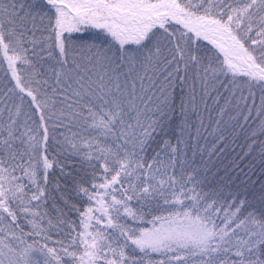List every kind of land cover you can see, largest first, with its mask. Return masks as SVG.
Instances as JSON below:
<instances>
[{"label": "snow or ice", "instance_id": "snow-or-ice-1", "mask_svg": "<svg viewBox=\"0 0 264 264\" xmlns=\"http://www.w3.org/2000/svg\"><path fill=\"white\" fill-rule=\"evenodd\" d=\"M5 62L0 264H264V182L181 148L207 99L264 136V0H0Z\"/></svg>", "mask_w": 264, "mask_h": 264}, {"label": "trees", "instance_id": "trees-1", "mask_svg": "<svg viewBox=\"0 0 264 264\" xmlns=\"http://www.w3.org/2000/svg\"><path fill=\"white\" fill-rule=\"evenodd\" d=\"M0 65L4 68L6 65L7 68L6 62ZM207 104V111L204 105L200 104L203 126H200V120L193 116L190 121L191 127L185 132L186 143L182 144L181 148L187 153L188 161L192 167L200 169L202 177L206 170L207 183L211 187H223L225 192L247 187L250 192L258 193L260 184L264 182V154L259 143L264 141V136H259L257 143L253 144L251 129L247 125L241 129L236 121L230 119L229 114H225L221 120L220 106L214 107L212 99L208 100ZM229 111L232 115L236 114L232 109ZM218 120H221L219 125ZM197 129H199L198 134ZM172 142L175 143V137H172ZM76 168L78 161L74 159L67 163L65 171L75 172ZM50 179L52 181L50 187L53 188L54 195H58L55 191L57 183L61 188L70 187L72 183L71 178L62 175L59 169L55 170V175ZM75 199L73 197L74 202ZM51 203L49 201V209ZM57 203L59 204L60 201Z\"/></svg>", "mask_w": 264, "mask_h": 264}, {"label": "rangeland", "instance_id": "rangeland-1", "mask_svg": "<svg viewBox=\"0 0 264 264\" xmlns=\"http://www.w3.org/2000/svg\"><path fill=\"white\" fill-rule=\"evenodd\" d=\"M5 68H6V65H5ZM5 68L3 67V65H0V81H3L4 79H5V73H6V70H7V68H6V70H5ZM208 100L210 101L211 99H207V102H208ZM223 100H221V103H220V107L221 106H223ZM213 105H214V107H219L218 105H216L214 102H213ZM208 110V109H207ZM206 110V111H207ZM226 124V123H225ZM59 201V200H58ZM57 201V202H58ZM60 204V206H62V204H61V202L59 203ZM86 206V205H85ZM49 207V206H48ZM51 209V208H50ZM71 217H72V219H75V218H73V217H77V215H76V213H71ZM148 227H150V225H147Z\"/></svg>", "mask_w": 264, "mask_h": 264}]
</instances>
